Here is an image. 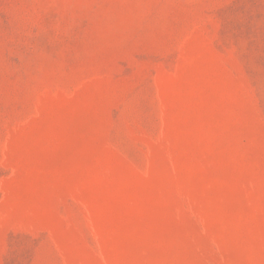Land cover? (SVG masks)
I'll use <instances>...</instances> for the list:
<instances>
[{"label": "rangeland", "instance_id": "1", "mask_svg": "<svg viewBox=\"0 0 264 264\" xmlns=\"http://www.w3.org/2000/svg\"><path fill=\"white\" fill-rule=\"evenodd\" d=\"M0 264H264V0H0Z\"/></svg>", "mask_w": 264, "mask_h": 264}]
</instances>
